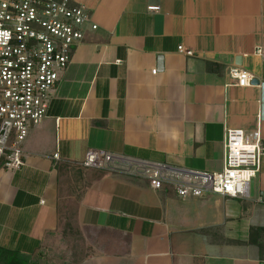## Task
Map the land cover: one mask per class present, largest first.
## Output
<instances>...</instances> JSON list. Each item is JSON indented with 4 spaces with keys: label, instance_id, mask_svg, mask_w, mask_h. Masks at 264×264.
I'll use <instances>...</instances> for the list:
<instances>
[{
    "label": "crops",
    "instance_id": "0c3cea01",
    "mask_svg": "<svg viewBox=\"0 0 264 264\" xmlns=\"http://www.w3.org/2000/svg\"><path fill=\"white\" fill-rule=\"evenodd\" d=\"M71 2L98 29L31 129L25 165L0 168V252L13 264H264V158L248 199L181 200L127 173H219L226 130L261 123L264 140V0ZM233 67L253 85L235 86ZM92 150L121 171L79 166Z\"/></svg>",
    "mask_w": 264,
    "mask_h": 264
},
{
    "label": "built area",
    "instance_id": "2783aa9c",
    "mask_svg": "<svg viewBox=\"0 0 264 264\" xmlns=\"http://www.w3.org/2000/svg\"><path fill=\"white\" fill-rule=\"evenodd\" d=\"M87 28L95 31L98 26L85 8L71 0H0L1 169L14 172L25 165V142L31 129L47 117L61 74ZM178 51L193 56L183 46ZM254 53L264 63V48ZM230 76L239 88L253 85L250 74L238 67L231 68ZM224 151V169L219 173L175 170L162 164H143L127 173L148 181L153 190L170 187L181 200L206 194L248 199L264 158L261 123L250 133L226 130ZM115 164L113 155L95 150L78 163L83 168L120 172Z\"/></svg>",
    "mask_w": 264,
    "mask_h": 264
},
{
    "label": "trees",
    "instance_id": "16d2710c",
    "mask_svg": "<svg viewBox=\"0 0 264 264\" xmlns=\"http://www.w3.org/2000/svg\"><path fill=\"white\" fill-rule=\"evenodd\" d=\"M13 261L10 259V256L8 257V255L5 252H0V264H13Z\"/></svg>",
    "mask_w": 264,
    "mask_h": 264
}]
</instances>
